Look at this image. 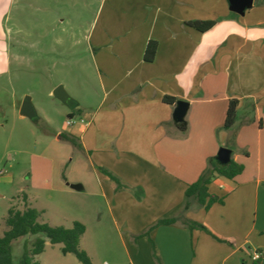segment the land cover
I'll return each mask as SVG.
<instances>
[{
  "label": "crops",
  "instance_id": "1",
  "mask_svg": "<svg viewBox=\"0 0 264 264\" xmlns=\"http://www.w3.org/2000/svg\"><path fill=\"white\" fill-rule=\"evenodd\" d=\"M15 2L0 0V77L18 58L8 27ZM114 10L129 19L109 55L99 52L101 67L109 68L107 96L91 112L78 103L85 120L70 133L121 182L118 188L103 173L108 183H102V194L115 224L139 234L180 211L188 185L230 137L223 125L229 100L238 98L242 125L230 157L244 170L234 178H214L208 192L223 202L208 210L194 206L187 216L225 241L204 233L208 247L201 255L221 252L218 264L243 262L246 246L264 251V0H250L239 13L230 0H110L109 12ZM208 19L216 24L206 31L188 24ZM149 40L157 41L152 61L144 58ZM165 95L188 101L184 122L173 117L178 100L166 102ZM247 213L252 222L244 231ZM197 230L167 224L150 236L167 264H192L200 255L191 247Z\"/></svg>",
  "mask_w": 264,
  "mask_h": 264
},
{
  "label": "rangeland",
  "instance_id": "2",
  "mask_svg": "<svg viewBox=\"0 0 264 264\" xmlns=\"http://www.w3.org/2000/svg\"><path fill=\"white\" fill-rule=\"evenodd\" d=\"M109 3L16 0L11 9L9 43L18 58L12 59L10 73L0 77V235L8 229L10 207L31 206L41 211V221L54 226L71 227L76 220L84 223L86 231L79 246L93 264H167L157 246L159 259L151 242L133 234L122 222L115 224L102 194V183L108 182L96 164L97 157L59 137L85 120L79 105L91 112L107 96L105 72L109 68L101 67L100 55L103 50V56L109 55V46L129 19L118 10L110 13ZM134 18L140 21L142 17ZM59 85L72 98L71 104L54 94ZM25 97L34 105L33 118L20 113ZM244 218L246 231L252 219L248 213ZM204 233L197 230L192 237V252L198 248L200 253L192 264H218L221 252L206 250L201 255L208 247ZM37 236L14 240V254L20 257L24 244ZM45 239L44 251L36 254L41 264H82L75 254L62 251V243ZM253 251L246 246L243 262L238 259L235 264H252Z\"/></svg>",
  "mask_w": 264,
  "mask_h": 264
},
{
  "label": "trees",
  "instance_id": "3",
  "mask_svg": "<svg viewBox=\"0 0 264 264\" xmlns=\"http://www.w3.org/2000/svg\"><path fill=\"white\" fill-rule=\"evenodd\" d=\"M188 24L200 31H206L216 24V20H192L189 21ZM156 50L157 41L149 40L146 45L144 58L148 61H152L155 57ZM163 99L169 103H174L178 100L171 95H165ZM239 106L240 100L238 98H231L229 100L223 125V128L230 132V137L227 139L224 147L229 148L231 151L237 149L236 136L239 126L242 125L239 121ZM69 115L71 117L74 114L71 113ZM252 121L253 117H250L247 120L248 123ZM59 137L62 140L71 143L74 147L83 148L79 138L72 133L67 134L61 132ZM246 154H248L247 151ZM99 168L111 179L117 182L118 188L121 187V182L116 175L103 166H99ZM243 170L244 164L237 162L231 157L229 162L224 166L218 163L216 155L209 157L205 170L202 171L195 182L188 185L180 211L170 217L160 218L148 230L139 233L137 236L148 237L157 258V248L155 242L150 236V232L152 229L160 225L178 224L185 226L190 230H204L214 238L222 241L223 239L214 234L205 224L189 218L187 212L194 208V206H202L208 210L215 202H223L221 197L208 192V184H210L217 176L234 178L242 173ZM40 217L41 211L35 207L27 206L24 209H17L15 207L9 208L6 218L8 229L0 235V264H41L40 261L37 260L36 254L38 255L44 251L46 245L45 238H48L51 243H62V251L64 253L75 254L82 264H93L85 249H82L79 246L81 236L86 231L84 223L76 220L71 227H65L63 225L54 226L49 222L41 221ZM28 234H40V236L25 243L24 251L22 255L18 257V255L16 256L14 254L12 243L19 237ZM256 250L259 251L261 255L258 259H255L252 264H264V251L259 248Z\"/></svg>",
  "mask_w": 264,
  "mask_h": 264
},
{
  "label": "water",
  "instance_id": "4",
  "mask_svg": "<svg viewBox=\"0 0 264 264\" xmlns=\"http://www.w3.org/2000/svg\"><path fill=\"white\" fill-rule=\"evenodd\" d=\"M232 3V8L235 11L242 12L247 4H249L250 0H230ZM54 94L60 98L62 101L71 104L72 98L67 93L62 85H59L55 88ZM20 108V113L29 117L36 115V111L33 103L29 97H25ZM189 103L186 100H178L177 105L174 109L173 117L177 122H184L185 116L188 111ZM231 150L226 147H222L221 151L218 155H216L217 161L221 165H225L230 160Z\"/></svg>",
  "mask_w": 264,
  "mask_h": 264
},
{
  "label": "built area",
  "instance_id": "5",
  "mask_svg": "<svg viewBox=\"0 0 264 264\" xmlns=\"http://www.w3.org/2000/svg\"><path fill=\"white\" fill-rule=\"evenodd\" d=\"M67 123H68V124H72L73 121H71V120H67ZM1 173H2V171H0V174H1ZM260 255H261V253H260L259 251L255 250V251H253V253H252V259H253V260L258 259V258L260 257Z\"/></svg>",
  "mask_w": 264,
  "mask_h": 264
}]
</instances>
